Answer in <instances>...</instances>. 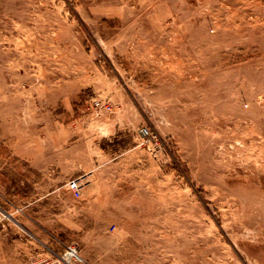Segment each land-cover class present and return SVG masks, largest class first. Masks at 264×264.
<instances>
[{"label":"rangeland","instance_id":"rangeland-1","mask_svg":"<svg viewBox=\"0 0 264 264\" xmlns=\"http://www.w3.org/2000/svg\"><path fill=\"white\" fill-rule=\"evenodd\" d=\"M0 207V264H264V0H0Z\"/></svg>","mask_w":264,"mask_h":264},{"label":"built area","instance_id":"built-area-1","mask_svg":"<svg viewBox=\"0 0 264 264\" xmlns=\"http://www.w3.org/2000/svg\"><path fill=\"white\" fill-rule=\"evenodd\" d=\"M96 105L100 103L95 102ZM112 107L107 106L110 111ZM68 191L75 198H78L81 194L82 187L84 186L83 179L76 177L69 179L66 183ZM5 217L4 210L0 207V223ZM80 260L77 250L73 245H63V250L60 253H51L50 257H36L28 259L23 264H76Z\"/></svg>","mask_w":264,"mask_h":264}]
</instances>
